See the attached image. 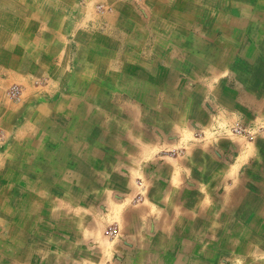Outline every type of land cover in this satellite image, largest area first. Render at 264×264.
I'll return each instance as SVG.
<instances>
[{
    "label": "crops",
    "instance_id": "crops-1",
    "mask_svg": "<svg viewBox=\"0 0 264 264\" xmlns=\"http://www.w3.org/2000/svg\"><path fill=\"white\" fill-rule=\"evenodd\" d=\"M0 264H264V0H0Z\"/></svg>",
    "mask_w": 264,
    "mask_h": 264
},
{
    "label": "built area",
    "instance_id": "built-area-1",
    "mask_svg": "<svg viewBox=\"0 0 264 264\" xmlns=\"http://www.w3.org/2000/svg\"><path fill=\"white\" fill-rule=\"evenodd\" d=\"M9 95L12 98H18L20 96V89L17 86L12 87L9 91ZM252 129L253 127H249L246 124H239L232 128V132L233 134L237 136L251 138L254 135V132L252 131ZM109 234L115 235L116 234L115 228H111L109 230Z\"/></svg>",
    "mask_w": 264,
    "mask_h": 264
},
{
    "label": "rangeland",
    "instance_id": "rangeland-1",
    "mask_svg": "<svg viewBox=\"0 0 264 264\" xmlns=\"http://www.w3.org/2000/svg\"><path fill=\"white\" fill-rule=\"evenodd\" d=\"M18 87V86H17ZM20 89V87H18ZM10 91V90H9ZM9 91H8V95H9ZM20 94H21V89H20ZM10 96V95H9ZM11 97V96H10ZM12 98V97H11ZM17 99V98H15ZM249 126V125H248ZM249 127H252V126H249ZM247 138V137H246Z\"/></svg>",
    "mask_w": 264,
    "mask_h": 264
}]
</instances>
